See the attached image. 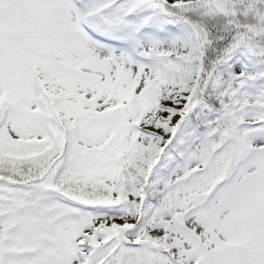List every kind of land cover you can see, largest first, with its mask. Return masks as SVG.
<instances>
[{"label": "snow or ice", "instance_id": "snow-or-ice-1", "mask_svg": "<svg viewBox=\"0 0 264 264\" xmlns=\"http://www.w3.org/2000/svg\"><path fill=\"white\" fill-rule=\"evenodd\" d=\"M0 264H264V0H0Z\"/></svg>", "mask_w": 264, "mask_h": 264}]
</instances>
